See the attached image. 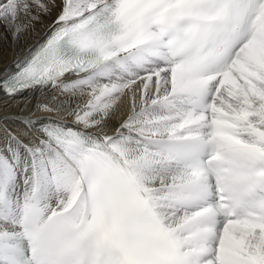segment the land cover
Segmentation results:
<instances>
[{
    "label": "snow or ice",
    "instance_id": "snow-or-ice-1",
    "mask_svg": "<svg viewBox=\"0 0 264 264\" xmlns=\"http://www.w3.org/2000/svg\"><path fill=\"white\" fill-rule=\"evenodd\" d=\"M46 18L0 69V264H264V0H0Z\"/></svg>",
    "mask_w": 264,
    "mask_h": 264
},
{
    "label": "bare ground",
    "instance_id": "bare-ground-1",
    "mask_svg": "<svg viewBox=\"0 0 264 264\" xmlns=\"http://www.w3.org/2000/svg\"><path fill=\"white\" fill-rule=\"evenodd\" d=\"M49 22L50 18H46L43 24L37 25L34 32L22 35L18 41H13L10 35L6 37L0 35V69L22 57L29 45L40 40L43 37L44 32L46 31V25ZM0 33H3L2 26H0ZM5 100L6 98L0 93V118H3L5 115H12L18 111V108L16 107H4ZM72 102L78 103L79 101L73 100ZM7 103L11 104L12 102L7 101Z\"/></svg>",
    "mask_w": 264,
    "mask_h": 264
}]
</instances>
